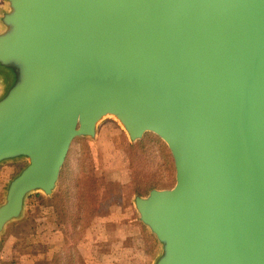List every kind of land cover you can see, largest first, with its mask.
<instances>
[{
	"label": "water",
	"instance_id": "obj_1",
	"mask_svg": "<svg viewBox=\"0 0 264 264\" xmlns=\"http://www.w3.org/2000/svg\"><path fill=\"white\" fill-rule=\"evenodd\" d=\"M4 1L0 167L25 165L0 239L112 119L174 162L172 187L132 198L152 264H264V0Z\"/></svg>",
	"mask_w": 264,
	"mask_h": 264
},
{
	"label": "rangeland",
	"instance_id": "obj_2",
	"mask_svg": "<svg viewBox=\"0 0 264 264\" xmlns=\"http://www.w3.org/2000/svg\"><path fill=\"white\" fill-rule=\"evenodd\" d=\"M5 7V1L0 0V11ZM145 138L144 141L130 143L118 123L108 119L100 125L96 140H76L69 154L68 163L76 172L80 169V160L85 155L89 168L87 171L91 172L93 178L96 177V186L99 187L101 198L100 209L90 221L83 239L75 245L78 250L82 249L91 257L96 256L101 263L152 264L159 251V246L155 238L150 237V233L143 232L141 237L123 239L122 237L127 235L126 232L114 233L117 231L116 227L121 224L106 222L105 229L101 230L96 223L104 218L102 216L114 211L119 212L121 221L138 222L132 205L135 195L133 186L137 182L150 180L152 185L162 189L174 185L175 167L172 157L165 153L161 144ZM24 165L25 162L20 161L2 166H10L11 173L3 183L0 181V204L3 202L6 181ZM34 196L36 195H32L27 202L23 219L10 224L2 235L0 242L4 240L5 244L0 247V264H28V258L33 253L34 261L30 264H61L57 258H52L53 254L58 252V258L64 259L66 252L59 251L57 240L54 239L53 245H47L44 227L40 226V231L35 232L38 222L45 216L47 207H44L40 200L33 198ZM54 220L60 223L61 229H65V218L62 214L57 213ZM73 236L76 237V234ZM74 261L84 264L83 260L82 263L79 259Z\"/></svg>",
	"mask_w": 264,
	"mask_h": 264
},
{
	"label": "trees",
	"instance_id": "obj_3",
	"mask_svg": "<svg viewBox=\"0 0 264 264\" xmlns=\"http://www.w3.org/2000/svg\"><path fill=\"white\" fill-rule=\"evenodd\" d=\"M146 139L161 144L165 153L171 157L168 148L161 140L152 135H146ZM144 141V139L142 140ZM144 143V142H143ZM133 147V146H131ZM173 160V159H172ZM79 170L76 172L72 168L68 160L63 168L61 180L57 191L52 197H45L42 194L34 196L40 200L41 204L47 208H53L56 213H60L65 218V229H63L66 245L63 250L66 252L64 259L57 260L61 264H77L74 259H79L82 263L81 255L75 245L79 240H82L85 232L88 230L90 221L96 216L100 204L99 187L96 186V177L90 171H87L88 164L83 155L80 160ZM150 180H142L134 184L135 194L146 195L149 190L157 188L151 184ZM98 191V192H97ZM108 206V204L106 205ZM76 234V237L73 236ZM74 242V243H73ZM5 241L0 242L2 248ZM14 262L10 263L13 264Z\"/></svg>",
	"mask_w": 264,
	"mask_h": 264
},
{
	"label": "crops",
	"instance_id": "obj_4",
	"mask_svg": "<svg viewBox=\"0 0 264 264\" xmlns=\"http://www.w3.org/2000/svg\"><path fill=\"white\" fill-rule=\"evenodd\" d=\"M10 173H11L10 166L1 167L0 168V181L3 183V181L7 179V176L10 175ZM10 179L11 178H9L6 181V185ZM33 198H35V197H33ZM46 210L47 211L44 212L45 216H43V218H42L43 220L41 222H38V225H37L35 232L38 233L37 231H40L39 230L40 226H41V228L44 227L45 228L44 233L46 234L45 235L46 236L45 241H46V243H48L47 245H53L54 239H55V240H57V245L60 247L59 251H62L66 245V239H65L63 229H61V227H59L60 223L56 222V220H54V217L56 216L57 213L53 210V208H46ZM118 215H119V212L114 211V212L108 213L107 215L102 216L104 218H101V220H98L96 222L97 227L101 228V230H104L106 222L119 223L121 225H118L116 227L117 231H114V233L120 234L122 231L126 232L127 235L125 237H122L123 239H126L128 237H141L143 232L149 233L144 228V226H142V224L139 221L138 222H135V221L133 222V220L121 221L120 216H118ZM109 228H111V227H109ZM91 229L93 230V226ZM107 231L109 232L110 230H107ZM62 233H63V236H62ZM131 234H132V236H131ZM149 235H150V237L152 236L151 234H149ZM78 251H80L79 253L82 257L84 264H109L108 262L107 263H101L96 256L91 257L90 254L85 253L84 251H82V249H80ZM58 253L56 255H55V253L53 254L52 258H54V260L57 258ZM97 253H99V251ZM99 255H100V253H99ZM32 256H34V253H33V255L31 254L29 256L28 261H27L28 264H30L32 262V260L34 261Z\"/></svg>",
	"mask_w": 264,
	"mask_h": 264
}]
</instances>
